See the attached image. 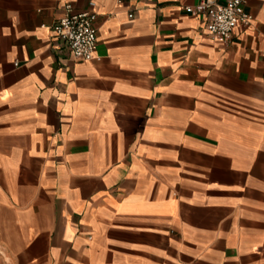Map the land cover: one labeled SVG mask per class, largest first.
<instances>
[{
  "label": "crops",
  "instance_id": "crops-1",
  "mask_svg": "<svg viewBox=\"0 0 264 264\" xmlns=\"http://www.w3.org/2000/svg\"><path fill=\"white\" fill-rule=\"evenodd\" d=\"M198 2L0 0V264H264V0L228 38Z\"/></svg>",
  "mask_w": 264,
  "mask_h": 264
},
{
  "label": "built area",
  "instance_id": "built-area-1",
  "mask_svg": "<svg viewBox=\"0 0 264 264\" xmlns=\"http://www.w3.org/2000/svg\"><path fill=\"white\" fill-rule=\"evenodd\" d=\"M249 1L230 0L222 5L216 0H199L194 6H184L183 9L204 18L206 33L211 37L228 38L237 24L250 25L252 15L245 9ZM96 19L97 13L93 1H89L87 8L81 11H75L72 3L66 2L61 15L52 27L54 37L74 56L92 60L96 58ZM14 64L18 65V62Z\"/></svg>",
  "mask_w": 264,
  "mask_h": 264
}]
</instances>
